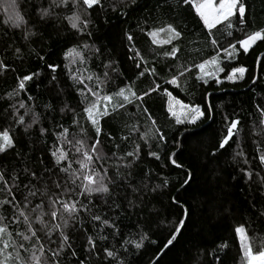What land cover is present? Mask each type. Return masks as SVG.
I'll return each instance as SVG.
<instances>
[{
    "label": "trees",
    "instance_id": "trees-1",
    "mask_svg": "<svg viewBox=\"0 0 264 264\" xmlns=\"http://www.w3.org/2000/svg\"><path fill=\"white\" fill-rule=\"evenodd\" d=\"M240 3L246 8L243 23L237 13L229 18L231 28L224 22L209 30L192 2L184 0H136L134 4L101 0L103 7L91 9H85L82 0L78 8L72 7L71 0L68 7L51 8L52 0H0V62L5 66L0 68V133L7 131L13 141L0 152L4 177L0 201L11 198L3 191L7 181L20 205H0L4 217L0 223L12 233V241L24 245L19 249L24 264H33V251L42 264H248L242 244L253 254L264 251V163L260 160L264 156V41H256L247 52L236 43L264 29V0ZM45 8L51 15H41ZM74 11L89 20L85 32L71 28L66 19ZM17 15L22 17L19 27L13 23ZM167 25L180 36L164 43L161 33L154 43L149 32ZM229 43H236L237 49H229L230 56L220 51ZM173 47L179 49L175 57L166 54ZM70 49L80 55H68ZM212 58L225 71L205 76L195 65ZM238 67L246 69L245 76L229 82L226 76ZM25 75L32 78L20 89ZM174 75L179 87L167 82ZM157 84L159 88L152 91ZM125 86L138 96L149 94L141 100L130 97L131 103L113 96L107 113L97 115V125H92L84 108L95 97L87 89L102 97ZM167 93L189 106H200L204 116L192 124L177 123L167 110ZM104 105L101 100V112ZM233 120L239 121L235 134L225 149H219ZM64 129L70 143L59 139ZM156 129L164 140H159ZM97 139V151L91 153ZM61 147L68 158L57 164L52 153ZM77 148L93 156L89 167L105 178L108 193L81 195L83 189L77 187L81 179L73 184L60 171L71 163L77 177L81 175L77 161L83 156ZM129 152L135 154L128 156ZM189 173L191 179L185 184ZM30 190L36 195L29 196ZM54 195L76 201L80 211L66 227L49 234L31 209L43 202L47 225L62 224L61 213L55 220L47 215V202ZM25 197L31 201L27 208ZM180 205L188 217L176 240L165 248L183 215ZM20 211L32 218L39 242L18 235H30ZM94 215L101 220H94ZM17 217L19 222H13ZM237 227L244 232L237 234ZM61 231L68 237L62 248ZM145 235L139 249L130 243ZM41 244L43 253L38 250ZM105 249L115 256H107ZM53 251L58 255L54 257ZM8 252L13 254L10 264H17L15 251L9 248Z\"/></svg>",
    "mask_w": 264,
    "mask_h": 264
},
{
    "label": "snow or ice",
    "instance_id": "snow-or-ice-1",
    "mask_svg": "<svg viewBox=\"0 0 264 264\" xmlns=\"http://www.w3.org/2000/svg\"><path fill=\"white\" fill-rule=\"evenodd\" d=\"M136 0H129V3L134 4ZM185 3H191L192 0H184ZM70 3V0H52V5H50V8L55 6V7H68ZM81 3V0H71V5L72 7L78 8ZM82 4L85 9H91L93 6H100L103 7L101 4V0H82ZM195 7L200 19L203 21V24L206 28L211 30L212 28L216 27V25L227 22V27L231 28L233 25L229 18L235 14L238 13L239 15V20L241 23L244 22V17L246 14V8L245 5L240 3V0H219L218 3L215 2V0H196V2L193 4ZM50 8H45L41 10V15L42 16H49L51 15ZM7 10V9H6ZM87 13H83V15H86ZM124 13H121L123 15ZM82 13L74 11L71 16L66 17V19L69 21L71 28L76 29L77 31L80 32H85L88 28L89 20L87 19H81ZM22 21V17L16 16L13 19V23L15 26L19 27L20 22ZM161 33H164L165 36L163 38L164 43H171L173 38H178L180 36V33L176 31V29L172 25H167L166 27H161L158 29H155L151 32H149V35L151 36L153 42H157L158 37L160 36ZM228 35H231V32L228 33ZM129 41L132 40L131 36L127 37ZM256 41H264V29L256 30L253 31L249 34L246 35L245 38L238 40L236 43L240 45V47L244 50V52H247L249 47L252 44H255ZM211 43L214 46L218 45V42L215 39H212ZM236 43H229L228 48H222L220 51L225 52L229 56L232 54L229 52V49H232L233 52H235L236 49ZM89 45L85 44L84 48H88ZM19 51V50H17ZM98 51V50H97ZM179 51L178 48L173 47L170 53H166L167 55H171L175 57L176 53ZM75 54L77 56L80 55L79 52H77L75 49H70L69 52L67 53L68 55ZM137 56H139V52L136 53ZM142 59V57H141ZM213 66V71L208 73L209 75H213L215 72H224L225 69L223 67H219L218 61L216 58H212L210 60H205L197 65H195L196 68H198L201 72H203L206 68V66ZM5 67L3 65V62H0V68ZM50 68L54 69L56 66L55 65H49ZM137 68L140 67L139 64L136 65ZM188 69H185L184 71H187ZM147 71V69H145ZM246 71L245 68L243 67H238V68H232L231 73L226 76V79L228 80H233L236 77V74L239 73L241 77L243 76L244 72ZM152 72H155V69L152 70ZM140 75H144V72H141ZM180 76L184 75V72L181 71L179 73ZM105 76H107V73H105ZM32 78L31 75H25L22 79L19 81V88L24 89V81L30 80ZM88 79H92V77H88ZM97 80L99 78L97 77ZM82 82V81H81ZM169 84L176 85L179 87L177 83V76L174 75L171 80L167 81ZM207 82V81H205ZM219 83V79L216 81ZM157 88H159V85H155L152 91H155ZM127 89L128 94H125V90ZM87 91L91 94V96L95 97L94 100H92L87 107L84 108V112L87 116V119L91 122L92 125H97V120L96 116L97 115H103L106 114L108 111V102L113 101V96L116 97H122L123 101L126 103H131L132 100L131 98H135L137 100L143 99V96L148 95V92H144L143 95L138 96L134 91H132L130 86H125L120 88L116 93L113 95H104L100 96L98 92L93 91L92 89H87ZM169 95H171L169 93ZM87 99V97H86ZM103 100L105 102L104 105V110L101 112L99 104L100 101ZM177 104H180V107L183 109H186L187 117H188V122L189 123H195L198 119H200L202 116H204V112L201 110L200 106H189L182 104L180 101H177ZM24 105L21 104V107ZM123 103L119 104V107H123ZM145 111H147L145 109ZM169 111H171V107L169 108ZM264 115V111L261 113ZM173 115L175 113L173 112ZM23 122V117H20V121ZM35 123V120L33 121ZM177 123H183L184 121L181 120L179 117H177L176 120ZM153 124H155V121H152ZM239 124L238 120H233L230 123V126L227 127V134L221 139L219 142L218 148L219 149H225V146L229 144V141L233 138L234 136V130L237 129V126ZM41 133L45 131V129L41 128L40 129ZM67 129H64L63 132L59 134V139L61 140V143H70V141L67 140L66 138V133ZM97 136L100 133V128L97 126L95 128ZM156 134L158 135L159 140H164V135L163 133L159 132V129H156ZM145 135H148L145 133ZM77 144H82V141H77ZM97 144H99V140L97 139L92 145H91V153H95L97 151ZM13 145V141L11 136L7 131H4L0 133V152H4L6 147H11ZM139 148V145H137V149ZM77 152H81L83 159L78 160L77 163L80 165V169L83 170L81 172V175L77 177L76 171L72 169L71 163L67 165L65 168H61L60 171L65 172L68 176V178L72 181L73 184L76 183V179H81V184L78 185L77 187L82 188L83 191L80 193L81 195L83 194H88L91 195L92 193H108L109 192V187L105 183V178L101 176L100 173L96 172L94 169L90 168L89 165L92 163L93 156L89 153V151H82L81 148L76 149ZM135 153L129 152L127 153L128 156H133ZM149 155L156 156V153H149ZM52 156L55 157L56 163L59 164L61 161L67 160L68 154L64 149L58 148L56 151L52 153ZM100 157L97 156V159ZM157 159H159L158 156H156ZM260 160L262 163H264V156L260 157ZM173 164H176V161L173 159L172 160ZM177 167H180V165L176 164ZM35 176V174L33 173ZM249 175H251L249 173ZM39 179V178H37ZM191 179V174H188L187 179L184 181L185 184L189 182ZM4 177L3 174H0V181H3ZM166 183V182H165ZM57 187H60V185H57ZM3 191H6L8 195L11 197L10 199H6L4 201H0V205L2 204H9L13 208H20V205L17 204L15 200V196L12 195L11 188L8 186L7 181H4V189ZM36 191L30 190L29 191V196H35ZM25 203L23 205L24 208L28 207V204L31 203V201L28 199V197H25ZM179 204V202H176ZM44 203L41 202L39 204H36L32 209L31 212L34 214L35 221L39 223L43 228H47L49 234L51 231L55 229H62L63 227H66L68 224V219H71L74 217L76 213L80 211V209L77 208V202L76 201H65L63 199H60L59 196L54 195L52 198H50L47 202V207L49 209V212L47 215H49L53 220L57 219L58 212L61 213L60 219L62 220V224H53L50 227L47 225V223L43 220V216L46 214L44 212ZM182 208L183 215L181 219L179 220L178 224L176 225L174 231L170 234V237L167 239V243L164 245L165 248H167L169 245H172L173 241L176 240L177 235L180 234L182 227L185 224V220L188 217V211L186 208H183L182 205H180ZM87 211V209H84ZM64 214L67 215V218H65ZM15 217V213L13 214ZM19 216L23 217V223L27 225V231L30 235H24L23 233H18V235L22 236L23 240L28 241L32 238H36L37 242H39V237L37 236V230L33 227V220L30 218L29 214L26 211H20ZM94 220H101V217L99 215H94L93 216ZM4 220V217L0 216V222ZM13 222H19V218L17 217ZM104 224H108L107 220H103ZM237 234L243 233L244 228L243 227H237L235 229ZM7 236L8 239H4V236ZM61 236V245L60 247L62 248L64 245V242L67 241L68 237L64 235L63 231L60 232ZM12 233L8 231V228L6 225H3L0 223V264H10V260L12 259V252H8L9 248H12L15 251V258L17 260V264H24L21 256H20V251L19 249H22L24 247L23 244L17 245L14 241H12ZM103 239V237H101ZM145 236L140 237V241H130V243H133L137 249H139L142 246L143 240L146 239ZM129 243V242H126ZM89 244L92 245V247H95V244L91 238H89ZM222 247H226V245H222ZM242 247H244L245 250V256L247 257L248 264H264V251H260L257 254H253L250 247H245L242 244ZM41 253H43L44 248L43 245L41 244L39 249ZM107 256L109 257H114L115 253L113 251H108L105 249ZM52 255L55 257L58 255L57 251H53ZM33 264H42L41 258L36 255L35 251H33L32 257H31Z\"/></svg>",
    "mask_w": 264,
    "mask_h": 264
},
{
    "label": "rangeland",
    "instance_id": "rangeland-1",
    "mask_svg": "<svg viewBox=\"0 0 264 264\" xmlns=\"http://www.w3.org/2000/svg\"><path fill=\"white\" fill-rule=\"evenodd\" d=\"M196 2V0L192 1V4H194ZM216 3L219 2V0H215ZM195 8V7H194ZM196 10V9H195ZM197 12V11H196ZM213 71V66L209 65L206 66L205 70L203 72H201L203 75H208V76H212L209 75L208 73ZM245 76V72L243 74V76L241 77V75L239 73L236 74V77L233 80H228L229 82H237L243 79V77ZM219 82H221V80H219ZM178 100L177 98H175L173 95H169V93H167V110L170 113V115L177 120V117H179L181 120H183V123L180 124H192L188 122V117H187V113H186V109H183L180 107V104H177ZM112 102V101H111ZM111 102H108V105L111 104ZM181 102V101H180ZM182 104H185L183 102H181ZM187 105V104H185ZM108 107V106H107ZM171 107V111H169V108ZM173 112L175 113V115H173ZM199 120V119H198ZM197 120V121H198Z\"/></svg>",
    "mask_w": 264,
    "mask_h": 264
},
{
    "label": "water",
    "instance_id": "water-1",
    "mask_svg": "<svg viewBox=\"0 0 264 264\" xmlns=\"http://www.w3.org/2000/svg\"><path fill=\"white\" fill-rule=\"evenodd\" d=\"M258 69H259V64H258ZM231 140H232V139H231ZM231 140H230V141H231ZM230 141H229V142H230ZM226 146H227V145H226ZM226 146H225V147H226Z\"/></svg>",
    "mask_w": 264,
    "mask_h": 264
},
{
    "label": "crops",
    "instance_id": "crops-1",
    "mask_svg": "<svg viewBox=\"0 0 264 264\" xmlns=\"http://www.w3.org/2000/svg\"><path fill=\"white\" fill-rule=\"evenodd\" d=\"M253 45V44H252Z\"/></svg>",
    "mask_w": 264,
    "mask_h": 264
}]
</instances>
